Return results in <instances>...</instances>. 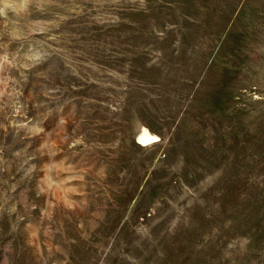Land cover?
I'll use <instances>...</instances> for the list:
<instances>
[{"label": "rangeland", "instance_id": "obj_1", "mask_svg": "<svg viewBox=\"0 0 264 264\" xmlns=\"http://www.w3.org/2000/svg\"><path fill=\"white\" fill-rule=\"evenodd\" d=\"M0 264H264V0H0Z\"/></svg>", "mask_w": 264, "mask_h": 264}, {"label": "bare ground", "instance_id": "obj_2", "mask_svg": "<svg viewBox=\"0 0 264 264\" xmlns=\"http://www.w3.org/2000/svg\"><path fill=\"white\" fill-rule=\"evenodd\" d=\"M159 139H160L159 136L156 133L152 132L146 126H143L142 130L137 135V143L140 146H147V145H150V144H154Z\"/></svg>", "mask_w": 264, "mask_h": 264}]
</instances>
